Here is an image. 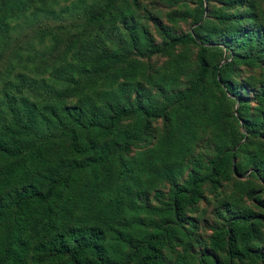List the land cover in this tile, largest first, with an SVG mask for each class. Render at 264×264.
<instances>
[{
    "label": "trees",
    "instance_id": "16d2710c",
    "mask_svg": "<svg viewBox=\"0 0 264 264\" xmlns=\"http://www.w3.org/2000/svg\"><path fill=\"white\" fill-rule=\"evenodd\" d=\"M35 1L0 0V264H264V0H194L158 42L137 0H74L80 21L22 54ZM205 190L222 208L200 241Z\"/></svg>",
    "mask_w": 264,
    "mask_h": 264
},
{
    "label": "rangeland",
    "instance_id": "374dc122",
    "mask_svg": "<svg viewBox=\"0 0 264 264\" xmlns=\"http://www.w3.org/2000/svg\"><path fill=\"white\" fill-rule=\"evenodd\" d=\"M74 0H36L34 5L39 3H43L45 9L35 8V13L33 15H27L24 18L19 19L22 20L20 26L14 28L10 35L14 39L17 37L16 41L22 43L20 45V49L22 50V54L32 53L33 51H39L40 48L45 47L49 41L48 38H39L35 36L32 32L37 27H47L53 25V27H61V25H65L68 23L75 24L77 21L81 19V9L78 7H70V9H66L67 6ZM99 0H84L85 3L97 2ZM127 3L129 0H126ZM256 4L257 8H262L263 0H252ZM195 6L194 0H137V5L135 6L133 20L137 24V27H140L144 30L145 34L148 37H151L155 42L160 41V34L158 32V27L155 22H160L165 25L168 29L173 32L179 33L186 31L189 27V17L184 19L178 18L175 22L169 23L166 20V14L170 11H182L184 9L190 10ZM210 7L218 6V3L214 1H210ZM60 30L56 32L59 34ZM29 35V38H25ZM58 36H62V33ZM187 53L189 54V61L193 64V54L195 48L192 46L186 47ZM183 50V47H178L176 51ZM140 61L148 63L147 71H154L159 66L162 65L163 62L166 61L165 57H158L152 55L149 58L142 57L139 58ZM31 63L26 64L23 70L28 71L31 69ZM30 73V72H29ZM248 71L243 70L240 74L246 75ZM160 125L154 124V128L158 130ZM208 134H201L199 136V141L197 143L195 153H207L210 151L209 148V139ZM238 179L237 175L232 176L229 182H225L222 184L220 188L221 195L224 196L225 199L230 197V191L232 190V182ZM240 180H243L241 178ZM166 185L162 187L165 189ZM153 201V200H152ZM241 204L243 206H251V201L243 197L241 199ZM222 205L218 203L213 197L205 190V196L200 200L197 204L196 209L194 211L189 212L190 216L193 217L195 222V228L193 229V236L196 237L200 241H205L207 235L210 232V225L219 221V217L217 215L218 209H221ZM262 233H264V227L261 228ZM179 250V247H177Z\"/></svg>",
    "mask_w": 264,
    "mask_h": 264
}]
</instances>
